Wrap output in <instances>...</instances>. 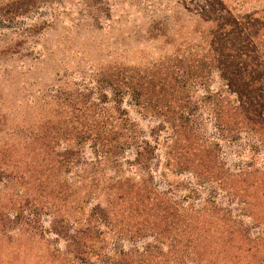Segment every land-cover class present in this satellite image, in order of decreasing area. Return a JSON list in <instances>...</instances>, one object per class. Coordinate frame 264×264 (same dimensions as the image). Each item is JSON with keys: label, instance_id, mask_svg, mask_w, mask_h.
Segmentation results:
<instances>
[{"label": "rangeland", "instance_id": "1", "mask_svg": "<svg viewBox=\"0 0 264 264\" xmlns=\"http://www.w3.org/2000/svg\"><path fill=\"white\" fill-rule=\"evenodd\" d=\"M17 1L0 264H264V133L218 75L264 85V0Z\"/></svg>", "mask_w": 264, "mask_h": 264}, {"label": "trees", "instance_id": "2", "mask_svg": "<svg viewBox=\"0 0 264 264\" xmlns=\"http://www.w3.org/2000/svg\"><path fill=\"white\" fill-rule=\"evenodd\" d=\"M44 2H46V0H19L12 5H18V8L20 10L27 11L35 5H43ZM235 24L237 27L241 25L239 21H237V23ZM244 30L246 29L243 27L242 31ZM239 33L242 34L243 32H241L240 30ZM218 72L219 78L222 80L224 87H227L230 93L234 94L235 96H237V98H239V106H234V109H232L234 111L233 116L237 118L236 124H244L245 128L250 132L255 131L256 133H264V113L263 110H261L264 108V85L259 88L253 89L252 87L254 83L245 84V81L241 75V69H239L238 73H236L237 78L242 83L241 86L234 85L235 80L230 79V77H228V69L218 68ZM255 82L259 84L260 81L258 79V81ZM124 85L128 86L129 83H124ZM248 91H250V95L254 94L255 97L253 98L254 101L250 100L249 103H246L248 95L246 96L245 93ZM127 92V90L122 91V93ZM180 119L181 117L178 118V120ZM175 120L176 122H178L177 119ZM101 154L102 156H104L106 152H102ZM200 162H202V160H200ZM82 233L83 232H81V234Z\"/></svg>", "mask_w": 264, "mask_h": 264}]
</instances>
